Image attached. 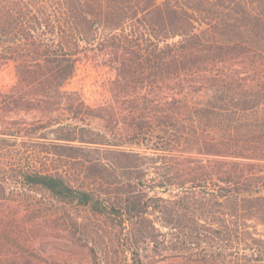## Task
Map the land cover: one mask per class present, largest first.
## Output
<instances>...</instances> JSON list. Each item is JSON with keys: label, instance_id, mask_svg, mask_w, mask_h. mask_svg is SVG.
<instances>
[{"label": "trees", "instance_id": "trees-1", "mask_svg": "<svg viewBox=\"0 0 264 264\" xmlns=\"http://www.w3.org/2000/svg\"><path fill=\"white\" fill-rule=\"evenodd\" d=\"M9 64L0 264H49L43 222L89 249L58 264H264V0H0Z\"/></svg>", "mask_w": 264, "mask_h": 264}, {"label": "rangeland", "instance_id": "rangeland-1", "mask_svg": "<svg viewBox=\"0 0 264 264\" xmlns=\"http://www.w3.org/2000/svg\"><path fill=\"white\" fill-rule=\"evenodd\" d=\"M104 56H98L94 61L82 64L75 76L66 85L68 90H77L86 102L98 107L111 99V81L114 74L105 64ZM16 81V71L13 64L0 69V88H9ZM55 222H43L38 232V253L49 258V264H58L61 256L86 262L89 256L88 247L76 245L68 230L56 228ZM116 241V239H115ZM117 248V247H116Z\"/></svg>", "mask_w": 264, "mask_h": 264}, {"label": "water", "instance_id": "water-1", "mask_svg": "<svg viewBox=\"0 0 264 264\" xmlns=\"http://www.w3.org/2000/svg\"><path fill=\"white\" fill-rule=\"evenodd\" d=\"M50 136H51V137H54V136H55L54 132H51V133H50Z\"/></svg>", "mask_w": 264, "mask_h": 264}]
</instances>
